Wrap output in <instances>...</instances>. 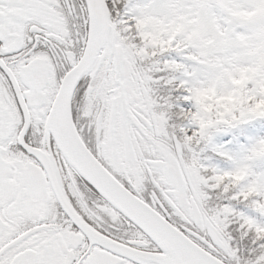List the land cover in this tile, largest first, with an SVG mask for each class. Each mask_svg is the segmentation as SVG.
Returning <instances> with one entry per match:
<instances>
[{
    "label": "snow or ice",
    "instance_id": "obj_1",
    "mask_svg": "<svg viewBox=\"0 0 264 264\" xmlns=\"http://www.w3.org/2000/svg\"><path fill=\"white\" fill-rule=\"evenodd\" d=\"M0 264H264V0H0Z\"/></svg>",
    "mask_w": 264,
    "mask_h": 264
}]
</instances>
